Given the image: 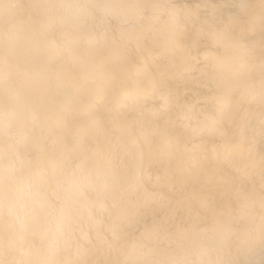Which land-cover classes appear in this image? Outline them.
Instances as JSON below:
<instances>
[{
  "label": "bare ground",
  "instance_id": "1",
  "mask_svg": "<svg viewBox=\"0 0 264 264\" xmlns=\"http://www.w3.org/2000/svg\"><path fill=\"white\" fill-rule=\"evenodd\" d=\"M262 51L264 0H0V264H264Z\"/></svg>",
  "mask_w": 264,
  "mask_h": 264
},
{
  "label": "snow or ice",
  "instance_id": "2",
  "mask_svg": "<svg viewBox=\"0 0 264 264\" xmlns=\"http://www.w3.org/2000/svg\"><path fill=\"white\" fill-rule=\"evenodd\" d=\"M215 37V33L209 29V30H204L203 28L198 30L196 37L193 39V46H198L200 44L201 40H205V41H210L212 39H214ZM262 59H264V51H262ZM164 87L168 88L169 90L175 89L179 87V84L175 81V80H169L167 83H165L163 85ZM205 131V129H200L199 131H197V135H200L201 133H203ZM207 131L209 133H213L215 131H217V129L215 127L212 128H208ZM221 136H223L225 133L223 131H221ZM217 149L213 148V152H216ZM124 219H127V217H125ZM113 231H115V229L113 228Z\"/></svg>",
  "mask_w": 264,
  "mask_h": 264
},
{
  "label": "clouds",
  "instance_id": "3",
  "mask_svg": "<svg viewBox=\"0 0 264 264\" xmlns=\"http://www.w3.org/2000/svg\"><path fill=\"white\" fill-rule=\"evenodd\" d=\"M3 209V206L2 205H0V210H2Z\"/></svg>",
  "mask_w": 264,
  "mask_h": 264
}]
</instances>
